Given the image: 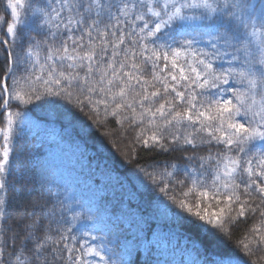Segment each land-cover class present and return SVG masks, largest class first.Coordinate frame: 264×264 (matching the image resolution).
<instances>
[{
  "label": "snow or ice",
  "instance_id": "1",
  "mask_svg": "<svg viewBox=\"0 0 264 264\" xmlns=\"http://www.w3.org/2000/svg\"><path fill=\"white\" fill-rule=\"evenodd\" d=\"M6 7L0 264H128L95 228L80 232L78 222L94 218L69 216L71 206L51 190L18 201L12 214L17 129L31 111L62 110L59 101L87 108L98 125L114 120L118 128L105 135L124 138L129 160L141 151L179 153L138 167L137 179L160 194V210L214 247L251 220L231 250L205 264H264V0H6Z\"/></svg>",
  "mask_w": 264,
  "mask_h": 264
},
{
  "label": "trees",
  "instance_id": "2",
  "mask_svg": "<svg viewBox=\"0 0 264 264\" xmlns=\"http://www.w3.org/2000/svg\"><path fill=\"white\" fill-rule=\"evenodd\" d=\"M0 16L10 19L6 0H0ZM4 36L6 25L0 32V38ZM58 103L62 110L31 111L30 119L17 129L7 181L13 215L18 201L51 190L71 206L69 216L82 213L94 218V225L85 219L78 222L80 232L95 228L94 234L106 237L105 243L110 240L108 246L115 247L128 264H205L217 251L231 250L250 227L251 220L241 222L233 230L232 242L214 247L198 228L160 210L156 203L160 194L146 180L141 183L143 177L137 179L138 167L153 158L177 159L179 153L153 157L141 151L129 160L124 138L119 133L105 135L109 128H118L114 120L107 127L98 125L87 108L80 112L64 101ZM5 117L0 107V128ZM132 135L129 132L128 139Z\"/></svg>",
  "mask_w": 264,
  "mask_h": 264
}]
</instances>
